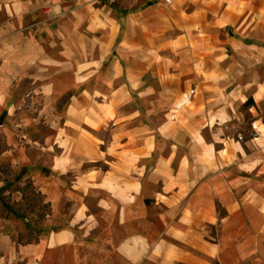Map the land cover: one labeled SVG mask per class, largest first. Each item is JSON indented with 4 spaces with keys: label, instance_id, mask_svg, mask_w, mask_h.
I'll return each instance as SVG.
<instances>
[{
    "label": "rangeland",
    "instance_id": "374dc122",
    "mask_svg": "<svg viewBox=\"0 0 264 264\" xmlns=\"http://www.w3.org/2000/svg\"><path fill=\"white\" fill-rule=\"evenodd\" d=\"M263 186L264 0H0V264H44L63 193L137 221L145 195L257 215Z\"/></svg>",
    "mask_w": 264,
    "mask_h": 264
},
{
    "label": "crops",
    "instance_id": "0c3cea01",
    "mask_svg": "<svg viewBox=\"0 0 264 264\" xmlns=\"http://www.w3.org/2000/svg\"><path fill=\"white\" fill-rule=\"evenodd\" d=\"M260 2L252 0V6ZM112 177L116 183L130 182ZM159 178L143 171V184ZM61 196L70 204L67 222L59 236L50 234L44 240V264H264V210L257 215L236 210L221 217L216 207L220 199L212 195L197 202L194 193L185 204L174 197L145 195L143 206H162V211L132 221L126 199L105 205L92 191ZM56 200L49 197L53 213ZM229 203L227 198L224 204ZM95 211L108 214L105 225L95 220Z\"/></svg>",
    "mask_w": 264,
    "mask_h": 264
},
{
    "label": "trees",
    "instance_id": "16d2710c",
    "mask_svg": "<svg viewBox=\"0 0 264 264\" xmlns=\"http://www.w3.org/2000/svg\"><path fill=\"white\" fill-rule=\"evenodd\" d=\"M250 105V104H253V101H252V99H249V101L246 103V105ZM46 206V208L48 209V210H50V205H49V203H47V204H45L44 205V207Z\"/></svg>",
    "mask_w": 264,
    "mask_h": 264
}]
</instances>
